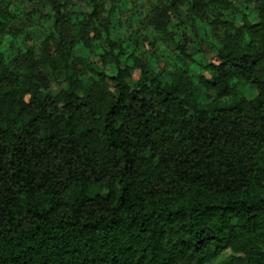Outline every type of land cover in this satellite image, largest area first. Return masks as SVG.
I'll return each mask as SVG.
<instances>
[{"label":"trees","instance_id":"1","mask_svg":"<svg viewBox=\"0 0 264 264\" xmlns=\"http://www.w3.org/2000/svg\"><path fill=\"white\" fill-rule=\"evenodd\" d=\"M0 264H264V0H0Z\"/></svg>","mask_w":264,"mask_h":264},{"label":"rangeland","instance_id":"2","mask_svg":"<svg viewBox=\"0 0 264 264\" xmlns=\"http://www.w3.org/2000/svg\"><path fill=\"white\" fill-rule=\"evenodd\" d=\"M138 77H139V73L138 72H135L134 80H137ZM228 255H229V252L224 253L223 256H222V259L225 258V257H227Z\"/></svg>","mask_w":264,"mask_h":264}]
</instances>
